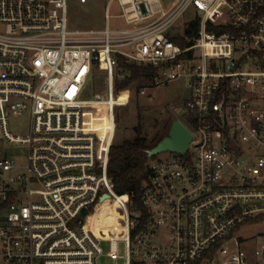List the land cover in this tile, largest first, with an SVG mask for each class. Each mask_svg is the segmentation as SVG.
<instances>
[{
    "label": "built area",
    "instance_id": "obj_1",
    "mask_svg": "<svg viewBox=\"0 0 264 264\" xmlns=\"http://www.w3.org/2000/svg\"><path fill=\"white\" fill-rule=\"evenodd\" d=\"M68 1L0 0V264H98L105 243L112 264H264V229L240 232L264 225V0H109L103 29L74 31ZM120 58L189 93L172 106L188 150L150 162L139 203L109 176ZM97 71L106 97L83 99Z\"/></svg>",
    "mask_w": 264,
    "mask_h": 264
},
{
    "label": "rangeland",
    "instance_id": "obj_2",
    "mask_svg": "<svg viewBox=\"0 0 264 264\" xmlns=\"http://www.w3.org/2000/svg\"><path fill=\"white\" fill-rule=\"evenodd\" d=\"M109 0H87L81 3L80 0L68 1V29L74 30H91L103 29L106 25V6ZM174 0H163L165 5H169ZM113 6L112 12L116 11ZM195 15L189 13L186 21L193 20ZM112 27L121 26L122 21L112 19ZM120 74L121 71L118 70ZM123 79L122 74L117 77ZM106 74L97 71L93 77L88 79L87 90L83 95V99H93L94 93H98L100 97L106 96L107 91ZM150 79L141 81V85L146 87V95L140 96L136 91V85H132L121 91H116L119 101L128 103L122 104L117 109V131L115 144L122 143L124 140H130L135 137L134 127L139 123L138 112L141 114V124L144 135L150 140L165 126L170 119L176 118V114L172 110V106L179 102L182 98L188 96V91L183 81H177L168 85L153 87ZM152 98V99H151ZM127 104V105H126ZM139 106V108H138ZM30 117L28 114L12 117L9 132L14 137L26 138L29 134ZM3 153L14 158L19 165L26 162L27 149L25 146L18 144L1 145ZM170 153L161 154L160 157H167ZM264 229V225L242 228L240 232L246 235L259 236ZM104 255L99 259L98 264H112L107 256L109 252V243L102 244ZM123 252V245L120 246Z\"/></svg>",
    "mask_w": 264,
    "mask_h": 264
},
{
    "label": "trees",
    "instance_id": "obj_3",
    "mask_svg": "<svg viewBox=\"0 0 264 264\" xmlns=\"http://www.w3.org/2000/svg\"><path fill=\"white\" fill-rule=\"evenodd\" d=\"M198 27L199 22L196 21L195 30ZM176 42L184 45L180 41ZM119 70L123 79L116 78L115 89L117 92L135 84L136 91L139 93L144 87L141 85V81L144 79L151 80L155 75L153 68L129 63L123 58L119 59ZM138 119L139 123L134 127L135 137L119 144L114 143L110 150L109 162V176L115 183L116 192L119 195H129L135 203H139L141 187L148 179L150 162L157 157L149 158L148 153L168 135L172 122L175 120L174 118L167 121L165 126L150 140L143 133L142 118L139 112ZM112 210L113 206L109 207V213Z\"/></svg>",
    "mask_w": 264,
    "mask_h": 264
},
{
    "label": "water",
    "instance_id": "obj_4",
    "mask_svg": "<svg viewBox=\"0 0 264 264\" xmlns=\"http://www.w3.org/2000/svg\"><path fill=\"white\" fill-rule=\"evenodd\" d=\"M192 137L187 127L179 119H175L168 135L149 151L148 156L153 158L167 152L184 153L188 150ZM105 198L106 196H104Z\"/></svg>",
    "mask_w": 264,
    "mask_h": 264
},
{
    "label": "bare ground",
    "instance_id": "obj_5",
    "mask_svg": "<svg viewBox=\"0 0 264 264\" xmlns=\"http://www.w3.org/2000/svg\"><path fill=\"white\" fill-rule=\"evenodd\" d=\"M100 98H102V97H100ZM124 102H126V101H124ZM124 102L120 103V105L124 104ZM92 106H100L102 108H105V106H111V105H110V103H108L106 101H102V102L97 101V102H94L92 104ZM92 124H93L94 128L100 132L101 137L106 139L108 136V133L111 130V125H110V122H109V119L107 118V116L104 115L103 117H100L99 120H96V121L93 120Z\"/></svg>",
    "mask_w": 264,
    "mask_h": 264
}]
</instances>
